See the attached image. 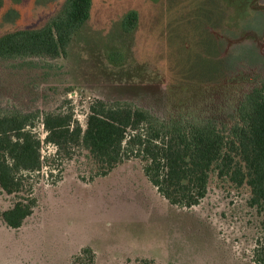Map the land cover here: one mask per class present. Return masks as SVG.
Wrapping results in <instances>:
<instances>
[{
  "label": "rangeland",
  "instance_id": "1",
  "mask_svg": "<svg viewBox=\"0 0 264 264\" xmlns=\"http://www.w3.org/2000/svg\"><path fill=\"white\" fill-rule=\"evenodd\" d=\"M65 2L0 0V36L44 26ZM263 81L264 0H92L66 55L0 59V107H73L85 125L92 99L127 100L162 118L201 114L228 133L245 93ZM94 167L82 152L56 184L59 172L40 175L39 206L14 230V264H70L86 245L96 264H256L264 206L238 155L228 174L211 172L193 207L160 195L138 159L91 181ZM14 199L0 190V216Z\"/></svg>",
  "mask_w": 264,
  "mask_h": 264
},
{
  "label": "trees",
  "instance_id": "2",
  "mask_svg": "<svg viewBox=\"0 0 264 264\" xmlns=\"http://www.w3.org/2000/svg\"><path fill=\"white\" fill-rule=\"evenodd\" d=\"M91 10L92 0H66L44 26L0 36V59L66 55ZM136 18L131 12L125 23ZM263 83L245 93L228 133L201 114L162 118L127 100L92 99L85 125L73 107L45 112L0 107V190L15 198L13 205L1 212V219L8 227L20 228L39 206L35 188L40 175L45 170L51 176L59 172L53 181L56 184L63 179L66 165L82 152H87L95 166L91 181L125 161L138 159L159 194L180 207L198 205L207 195L211 172L228 174L238 155L247 168L254 202L264 206ZM40 125L43 137L37 131ZM44 145L55 147V151L44 154ZM262 228L253 250L256 264H264V221ZM96 260L97 253L86 245L73 255L70 264H96Z\"/></svg>",
  "mask_w": 264,
  "mask_h": 264
},
{
  "label": "crops",
  "instance_id": "3",
  "mask_svg": "<svg viewBox=\"0 0 264 264\" xmlns=\"http://www.w3.org/2000/svg\"><path fill=\"white\" fill-rule=\"evenodd\" d=\"M21 228V227H20ZM19 229V228H18ZM14 229L11 227H8L3 220L1 219L0 216V264H14V261H16V256H17V248H19V236L15 235ZM13 230V231H12ZM10 240V245L6 243L4 240ZM11 251L12 255L14 256L12 258L13 261H10L11 259H8V252ZM32 262L30 264H36V258L32 257Z\"/></svg>",
  "mask_w": 264,
  "mask_h": 264
}]
</instances>
